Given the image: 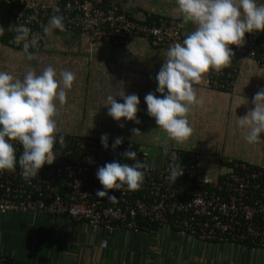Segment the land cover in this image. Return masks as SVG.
<instances>
[{"label":"crops","instance_id":"0c3cea01","mask_svg":"<svg viewBox=\"0 0 264 264\" xmlns=\"http://www.w3.org/2000/svg\"><path fill=\"white\" fill-rule=\"evenodd\" d=\"M50 4L55 0H37ZM125 12L138 20L159 17L182 19L176 0H113ZM264 4V0H257ZM48 19L45 27H50ZM8 1L0 0V71L23 79L28 71L37 74L52 66L57 79L69 70L75 80L67 92V102L56 101L58 132L56 135H84L109 141L123 137L151 153L153 159L167 148L195 151L201 156L197 165L200 177L220 176L234 160L264 169V143L248 144L246 130L237 119L253 110L252 99L264 89V68L249 57L239 55L235 65L239 79L231 92H220L208 84V72L194 84L202 103L192 107L188 121L193 129L183 144L169 139L147 113L145 96L160 97L156 91V76L166 60V49L153 47L147 40L134 39L127 46L92 42L85 32L52 29L44 33L43 45L30 51L32 60L23 50L8 45L15 30ZM184 33L194 25L184 23ZM123 91L139 98L136 124L108 116L105 100L108 95ZM166 94V93H165ZM117 102L123 103L119 95ZM124 127L121 128L120 125ZM138 128L141 136H133ZM260 139L264 142V133ZM203 179V178H202ZM9 232L19 233L13 238ZM30 232L33 236H30ZM0 256L26 264H264V250L249 244L201 243L180 235L168 227L151 226V233L135 235L128 232H108L75 222L67 216H32L27 213H0Z\"/></svg>","mask_w":264,"mask_h":264},{"label":"built area","instance_id":"2783aa9c","mask_svg":"<svg viewBox=\"0 0 264 264\" xmlns=\"http://www.w3.org/2000/svg\"><path fill=\"white\" fill-rule=\"evenodd\" d=\"M15 25H24L42 38L30 51L39 50L44 41V24L53 15L63 17L65 30L85 32L92 42L127 46L134 39H144L153 47L168 49L185 38L181 19L159 17L146 23L131 17L113 0H55L50 4L37 0H7ZM16 32L8 45L23 50V41L16 43ZM264 36V35H263ZM31 39V34L29 40ZM260 46L261 51L257 46ZM232 64L220 71L208 72V84L220 92H231L239 79L235 59L249 57L264 68V42L254 33H246L244 43L230 46ZM54 146L56 159L45 164L38 176L25 180L17 164L15 171L0 172V213H27L36 216H67L95 229L128 232L135 235L151 233V226L171 228L180 235L201 243L249 244L264 250V169L234 160L220 176L198 179L197 165L201 156L195 151L167 148L158 159L133 142L112 148L108 140L104 149L101 139L84 135H65ZM17 159L22 146L14 143ZM136 151L147 167L144 182L137 191L127 187L110 191L117 200L98 198L103 190L96 173L106 163L116 161L133 164L122 155ZM176 153L178 160L172 161ZM180 163L183 175L171 183L170 164ZM0 264H22L0 256Z\"/></svg>","mask_w":264,"mask_h":264},{"label":"clouds","instance_id":"9594fccd","mask_svg":"<svg viewBox=\"0 0 264 264\" xmlns=\"http://www.w3.org/2000/svg\"><path fill=\"white\" fill-rule=\"evenodd\" d=\"M177 11L184 23L193 24L194 30L187 33L181 42L171 45L166 51L157 76V92L145 96L147 113L154 118L159 129L177 144H183L192 135L188 115L192 107L202 103L197 97L194 84H198L203 75L210 70L220 71L232 64L233 52L230 46H241L246 33L264 31V4L257 0H176ZM50 27L44 28L48 34L52 29L65 30L63 17L51 16ZM16 32L14 40L23 43V51L28 60L33 59L29 47H35L42 38L31 33L24 25H15L10 29ZM5 30L0 28V35ZM31 34V39L29 36ZM75 73L64 70L57 79L52 66L42 73L28 71L19 79L6 71H0V172L15 171L17 164L25 180L38 176L39 170L51 165L56 159L53 151L57 142L58 115L56 101L60 105L67 102V92L75 80ZM166 93V94H165ZM119 95L123 103L117 102ZM139 98L135 94L125 95L123 91L108 95L105 107L108 116L119 122L121 119L139 124L137 119ZM253 110L237 119L238 126L246 130L244 139L248 144L264 143L260 139L264 133V89L259 90L252 99ZM124 127L123 124L120 125ZM133 136H141L138 128H133ZM101 145L108 148V135L101 136ZM14 143L22 146V154L17 159ZM123 143V137H116L112 143L115 149ZM63 146L64 138L60 137ZM167 154V150H165ZM125 159L133 161L129 165L116 161L98 168L96 177L103 190H98V198H107L115 202L117 198L110 191H119L127 187L128 191H137L144 182L142 169L147 165L137 158L136 151L126 150ZM172 161L179 159L171 154ZM167 179L174 183L183 175L180 163L169 165Z\"/></svg>","mask_w":264,"mask_h":264},{"label":"trees","instance_id":"16d2710c","mask_svg":"<svg viewBox=\"0 0 264 264\" xmlns=\"http://www.w3.org/2000/svg\"><path fill=\"white\" fill-rule=\"evenodd\" d=\"M132 17V16H131ZM134 18V17H133ZM135 19V18H134ZM136 20H138V19H136ZM139 21H143V22H146V23H150V22H153V21H156V20H139ZM254 34H257L258 36H259V38H261V42H264V31H262V32H253ZM258 47V50L259 51H261V48H260V46L258 45L257 46ZM226 165L227 166H230V162H226ZM18 263H22V262H18ZM22 264H26V263H22Z\"/></svg>","mask_w":264,"mask_h":264},{"label":"rangeland","instance_id":"374dc122","mask_svg":"<svg viewBox=\"0 0 264 264\" xmlns=\"http://www.w3.org/2000/svg\"><path fill=\"white\" fill-rule=\"evenodd\" d=\"M148 152H149V151H148ZM149 154H150V156H151V153H150V152H149ZM151 157H152V156H151ZM202 178H204V177H200V176L198 175V179H202ZM8 235L12 236V239H13V238H17V237L20 236L19 233H15V232H9ZM29 235H30V236H33V234H32L31 232H30Z\"/></svg>","mask_w":264,"mask_h":264},{"label":"water","instance_id":"95a60500","mask_svg":"<svg viewBox=\"0 0 264 264\" xmlns=\"http://www.w3.org/2000/svg\"><path fill=\"white\" fill-rule=\"evenodd\" d=\"M181 20H182V19H181ZM184 27H185V26H184ZM183 34L186 35V34L184 33V28H183ZM166 50H167V49H166Z\"/></svg>","mask_w":264,"mask_h":264}]
</instances>
